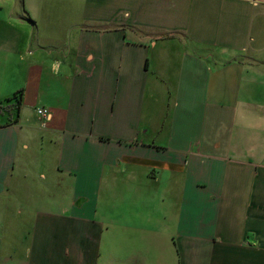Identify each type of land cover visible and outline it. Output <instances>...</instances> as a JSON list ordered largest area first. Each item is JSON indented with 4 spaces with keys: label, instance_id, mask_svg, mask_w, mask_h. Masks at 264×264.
<instances>
[{
    "label": "crops",
    "instance_id": "1",
    "mask_svg": "<svg viewBox=\"0 0 264 264\" xmlns=\"http://www.w3.org/2000/svg\"><path fill=\"white\" fill-rule=\"evenodd\" d=\"M0 104V264H264V0H0Z\"/></svg>",
    "mask_w": 264,
    "mask_h": 264
},
{
    "label": "rangeland",
    "instance_id": "2",
    "mask_svg": "<svg viewBox=\"0 0 264 264\" xmlns=\"http://www.w3.org/2000/svg\"><path fill=\"white\" fill-rule=\"evenodd\" d=\"M7 110L8 106L0 107V113ZM60 182L66 184L64 178H62ZM105 229L108 230V227L104 225L100 226L95 233H98V230H101V233H103ZM169 232H171L172 235L176 233L173 230L166 232L157 227H152V224H149L148 227L128 229L129 235L126 239H128L130 243L127 245L125 244L127 249L122 250L119 254L112 252V256L108 255V258L103 261V264H110L111 258L109 257H113L114 259L118 258L117 261L119 264H172L173 258L170 256L171 251H169L170 255L164 251V246H170L169 239L171 236ZM29 233H31V230L26 232V234L30 235ZM171 250L172 252L174 251L173 246H171Z\"/></svg>",
    "mask_w": 264,
    "mask_h": 264
},
{
    "label": "built area",
    "instance_id": "3",
    "mask_svg": "<svg viewBox=\"0 0 264 264\" xmlns=\"http://www.w3.org/2000/svg\"><path fill=\"white\" fill-rule=\"evenodd\" d=\"M12 106H14V104ZM37 114L41 118H47L48 116H50L51 113H50V110L48 108L40 107L37 109Z\"/></svg>",
    "mask_w": 264,
    "mask_h": 264
},
{
    "label": "trees",
    "instance_id": "4",
    "mask_svg": "<svg viewBox=\"0 0 264 264\" xmlns=\"http://www.w3.org/2000/svg\"><path fill=\"white\" fill-rule=\"evenodd\" d=\"M20 99H21V94L20 93H16L15 96L13 97V100H15L14 106L17 109V111L20 108ZM2 106H4V104H0V107H2ZM11 113H12V111H11Z\"/></svg>",
    "mask_w": 264,
    "mask_h": 264
}]
</instances>
